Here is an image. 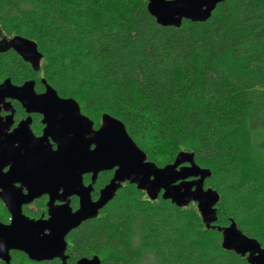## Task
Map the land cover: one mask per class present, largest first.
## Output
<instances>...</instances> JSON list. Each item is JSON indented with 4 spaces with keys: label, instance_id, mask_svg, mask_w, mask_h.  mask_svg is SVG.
I'll return each instance as SVG.
<instances>
[{
    "label": "trees",
    "instance_id": "obj_1",
    "mask_svg": "<svg viewBox=\"0 0 264 264\" xmlns=\"http://www.w3.org/2000/svg\"><path fill=\"white\" fill-rule=\"evenodd\" d=\"M2 35L35 42L42 60L35 70L0 52V83L44 79L82 114L120 120L158 167L194 153L220 195L207 228L190 207L126 183L71 233L67 264L93 255L101 264H248L224 250L218 228L235 222L264 245V0H225L207 21L179 28L158 25L146 0H0ZM110 178L102 173L97 190ZM9 217L0 205V221ZM12 264L36 263L15 254Z\"/></svg>",
    "mask_w": 264,
    "mask_h": 264
},
{
    "label": "water",
    "instance_id": "obj_2",
    "mask_svg": "<svg viewBox=\"0 0 264 264\" xmlns=\"http://www.w3.org/2000/svg\"><path fill=\"white\" fill-rule=\"evenodd\" d=\"M224 1L146 0L148 12L158 25L177 28L183 20L207 21ZM10 49L39 70L42 55L35 42L18 36L7 46L0 42V52ZM44 84L46 92L41 95L36 94L32 80L21 87L10 79L0 84V111L7 99L17 100L27 113L41 114L46 125L43 136L36 138L30 131V120L8 133L11 123H4L0 117V200L11 216L8 225L0 222V260L9 264L11 251H20L37 263L60 259L67 264L69 233L96 219L126 183L135 185L152 201L161 197L180 208L195 203L207 228L217 221L220 195L212 188L205 189L211 171L196 164L194 153L182 151L172 163L158 167L148 160L120 120L104 114L101 127L94 130V122L82 114L75 99L62 98L46 81ZM49 138L57 149L52 148ZM109 171H114L112 179L100 191L99 199L92 201V184L99 173ZM87 174H92L88 187L83 183ZM61 190L63 199L79 197L76 212L68 205L53 207L54 197ZM43 195L50 196L49 218L34 220L24 215L23 206ZM218 231L224 250L246 258L248 264H264V246L240 231L235 222ZM101 262L95 255L77 264Z\"/></svg>",
    "mask_w": 264,
    "mask_h": 264
},
{
    "label": "flooded vegetation",
    "instance_id": "obj_3",
    "mask_svg": "<svg viewBox=\"0 0 264 264\" xmlns=\"http://www.w3.org/2000/svg\"><path fill=\"white\" fill-rule=\"evenodd\" d=\"M14 38L15 37H8L6 35H4V36L2 35L1 38H0V41L3 40L4 45L7 46V44L11 43V40L14 39ZM10 52L16 53L18 55V53L14 49L8 50V53H10ZM7 79H10V78H7ZM10 80H11L12 84L17 86V87H21L27 81H31V80L35 81L34 90H35L36 94L37 95H41V94L46 92V85L44 84V82H45L44 79H39V80L27 79V80H24L21 83H15L12 79H10ZM3 82H1V83H3ZM0 117H1V119H2V121L4 123L10 121L11 125H10V127L8 129V133H12L15 129H17L19 127V125L23 121L30 120L29 128H30V131H31L32 135H34V137H36V138H41L43 136V134H44V129L46 127V125L43 123L44 117L41 114H39V113H27V111L22 106V104L19 101H17V100L7 99L5 101V103L1 104ZM101 125H102V121H101ZM101 125L100 126H96V124L94 122V126H93L94 130H98L101 127ZM49 141H50V143L52 145V148L53 149H57V145L51 140V138H49ZM8 169L9 168H6L4 171L7 172ZM102 173H104V172H101V173L98 174L97 179H96L95 183H93V184H92V174H87V175L83 176L84 185L86 187H88V186H90L92 184V186H93V191L91 193V196H92V201H94V202H96L99 199L100 191L110 182V180L112 179V177L114 175V171H109V173H111V178H110L109 182H107L106 184H104V186L100 187V189L97 190V188H96L97 181H98V178L100 177V175ZM16 187L19 188L20 185L17 184ZM23 193H25V194L27 193L26 189L23 190ZM62 194H63V191L61 190L54 197L55 201L53 203V207L58 208V207H61V206H64V205H68L70 207V209L72 210V212H76L79 209V207H80V199H79V197L70 196L67 199H63V195ZM49 200H50V196L49 195H43L42 197L34 200L32 203L24 205L23 206L24 215H26L28 218L34 219V220H40V219L47 220L49 218V216H48V210H49L48 203H49ZM5 209H6V207H5ZM101 212H102V210L99 212V215H98L97 218L100 217ZM10 221H11V216L9 217L8 221H6V222H1L0 221V222L8 225L10 223ZM82 225H83V223L80 226H82ZM72 232L69 233V235L67 236V239H66V241L68 243V246H67V249H66V252H65V255L68 256L67 262H69V260L71 259V253H70L71 243H70L69 237H70ZM10 254H11V261H10L9 264H12L13 256L15 254L23 255L30 262L36 263V264L51 263V262H54V261L62 263V261L60 259H54L52 261H44V262H41V263H37V262L31 261L29 259V257L25 253L20 252V251H11ZM93 256H95V255H93ZM93 256L88 257V258H92ZM83 258H85V257H83ZM80 259H82V258H80ZM79 260H77V262ZM0 262L3 263V264H7V263H5L2 260H0Z\"/></svg>",
    "mask_w": 264,
    "mask_h": 264
},
{
    "label": "rangeland",
    "instance_id": "obj_4",
    "mask_svg": "<svg viewBox=\"0 0 264 264\" xmlns=\"http://www.w3.org/2000/svg\"><path fill=\"white\" fill-rule=\"evenodd\" d=\"M11 37V36H10ZM12 37H14V36H12ZM0 42H2L3 43V40L2 41H0ZM233 60V59H232ZM232 60H230V61H228V63L229 64H232L234 67H238V65L235 63V61L233 62ZM240 67V66H239ZM240 69H242V68H240ZM88 116H90L91 118H92V120H94L95 121V123H96V126H100L101 125V116L99 115V114H94L93 112L92 113H89L88 114ZM191 149V147H189V146H184V150H190ZM209 188V187H208ZM205 189H207V187L205 186ZM138 190V189H137ZM149 198V197H148ZM141 200H143V199H141ZM0 205H2V207H5L4 206V204H3V202L0 200ZM187 207H190L193 211H194V213L195 214H197V216L200 218V213H198L199 211H198V208H197V205L195 204V203H191V204H189ZM217 209H218V205H217ZM220 209V208H219ZM218 211V210H217ZM260 231V230H259ZM261 233H260V235H259V238H261V237H264V233L262 232V231H260ZM258 238V239H259ZM255 239V238H254ZM262 246H264V245H262ZM107 254V253H106ZM148 261V260H147ZM145 264V263H144Z\"/></svg>",
    "mask_w": 264,
    "mask_h": 264
}]
</instances>
